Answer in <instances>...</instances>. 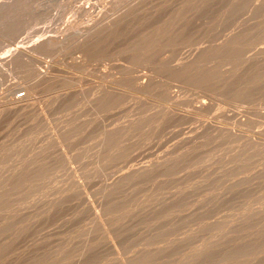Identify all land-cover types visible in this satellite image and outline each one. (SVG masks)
Listing matches in <instances>:
<instances>
[{
	"label": "rangeland",
	"instance_id": "1",
	"mask_svg": "<svg viewBox=\"0 0 264 264\" xmlns=\"http://www.w3.org/2000/svg\"><path fill=\"white\" fill-rule=\"evenodd\" d=\"M0 99V264H264V0H0Z\"/></svg>",
	"mask_w": 264,
	"mask_h": 264
},
{
	"label": "bare ground",
	"instance_id": "2",
	"mask_svg": "<svg viewBox=\"0 0 264 264\" xmlns=\"http://www.w3.org/2000/svg\"><path fill=\"white\" fill-rule=\"evenodd\" d=\"M64 25V24H63ZM51 26V25H50ZM59 26V25H58ZM53 27V26H52ZM48 28H49V26H48ZM61 28V27H60ZM59 29V28H58ZM63 30V29H62ZM45 31V30H44ZM57 31V30H56ZM54 32V31H53ZM49 35V34H48ZM58 34H56V36H57ZM26 53V52H25ZM18 90H16V92H17ZM31 94V93H30ZM26 95V94H25ZM9 96V95H8ZM10 96H13V95H10ZM29 96V95H28ZM31 96V95H30ZM26 97H27V95H26ZM25 99L26 98H23V96L22 95H18V96H16V97H10L9 99H8V103L10 104V105H13L12 107H14V106H18L19 104H21L23 101H25ZM28 99V98H27ZM1 100V99H0ZM29 100H30V98H29ZM31 101V100H30ZM25 103H26V101H25ZM29 103V102H28ZM8 104V105H9ZM25 107V105H21V107ZM10 107V106H9ZM4 108V107H3Z\"/></svg>",
	"mask_w": 264,
	"mask_h": 264
}]
</instances>
